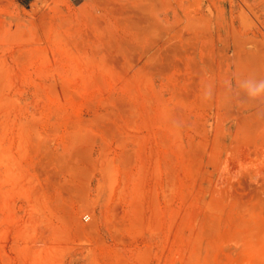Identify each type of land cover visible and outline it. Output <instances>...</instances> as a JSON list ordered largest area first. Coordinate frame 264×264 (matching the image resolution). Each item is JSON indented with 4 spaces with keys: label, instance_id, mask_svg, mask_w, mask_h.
Here are the masks:
<instances>
[{
    "label": "rangeland",
    "instance_id": "1",
    "mask_svg": "<svg viewBox=\"0 0 264 264\" xmlns=\"http://www.w3.org/2000/svg\"><path fill=\"white\" fill-rule=\"evenodd\" d=\"M262 83L264 0H0V264H264Z\"/></svg>",
    "mask_w": 264,
    "mask_h": 264
},
{
    "label": "clouds",
    "instance_id": "2",
    "mask_svg": "<svg viewBox=\"0 0 264 264\" xmlns=\"http://www.w3.org/2000/svg\"><path fill=\"white\" fill-rule=\"evenodd\" d=\"M260 92H264V83H262L258 88H255L254 90L250 89V94H258Z\"/></svg>",
    "mask_w": 264,
    "mask_h": 264
},
{
    "label": "built area",
    "instance_id": "3",
    "mask_svg": "<svg viewBox=\"0 0 264 264\" xmlns=\"http://www.w3.org/2000/svg\"><path fill=\"white\" fill-rule=\"evenodd\" d=\"M88 217H89L88 215L85 216L86 219H88Z\"/></svg>",
    "mask_w": 264,
    "mask_h": 264
}]
</instances>
